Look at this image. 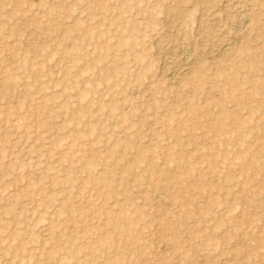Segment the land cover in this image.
I'll return each instance as SVG.
<instances>
[{
	"label": "rangeland",
	"instance_id": "obj_1",
	"mask_svg": "<svg viewBox=\"0 0 264 264\" xmlns=\"http://www.w3.org/2000/svg\"><path fill=\"white\" fill-rule=\"evenodd\" d=\"M0 264H264V0H0Z\"/></svg>",
	"mask_w": 264,
	"mask_h": 264
},
{
	"label": "bare ground",
	"instance_id": "obj_2",
	"mask_svg": "<svg viewBox=\"0 0 264 264\" xmlns=\"http://www.w3.org/2000/svg\"><path fill=\"white\" fill-rule=\"evenodd\" d=\"M250 23V22H249Z\"/></svg>",
	"mask_w": 264,
	"mask_h": 264
}]
</instances>
